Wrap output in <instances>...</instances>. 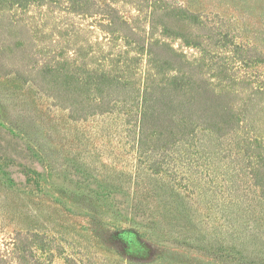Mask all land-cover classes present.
<instances>
[{"label": "rangeland", "instance_id": "obj_1", "mask_svg": "<svg viewBox=\"0 0 264 264\" xmlns=\"http://www.w3.org/2000/svg\"><path fill=\"white\" fill-rule=\"evenodd\" d=\"M7 12L20 23L13 28L3 18L0 47L19 39L28 55L65 48L98 59V50L122 44L112 32L125 28L109 26L117 15L191 62L208 50L204 72L218 64L238 79L263 71L264 0H49ZM69 114L32 84L0 76V239L39 231L55 250L53 264H264L253 187L240 186L243 204L229 222L211 193H192L201 189L196 182L184 195L197 224L189 222L176 194L139 168L120 113L82 121Z\"/></svg>", "mask_w": 264, "mask_h": 264}, {"label": "trees", "instance_id": "obj_2", "mask_svg": "<svg viewBox=\"0 0 264 264\" xmlns=\"http://www.w3.org/2000/svg\"><path fill=\"white\" fill-rule=\"evenodd\" d=\"M47 1L0 0V27L5 28L3 18L13 28L20 23L7 9L44 6ZM109 22L125 28L112 32L115 40H122L117 50H98V59L65 48L28 55L15 39L14 48L0 47V76L32 84L75 121L120 113L139 168L150 183L176 194L189 222L196 219L190 214L192 199L184 195L196 182L201 189L192 193L204 198L211 193L223 203L229 222L231 216L238 218L243 204L240 186L249 184L264 221V60L263 71L253 77L235 78L224 64L204 72L208 50H198V63L191 62L171 44L148 42L117 15ZM240 178H245L243 185ZM54 258L55 250L39 231H15L0 239V264H53ZM65 259L67 264H83Z\"/></svg>", "mask_w": 264, "mask_h": 264}]
</instances>
